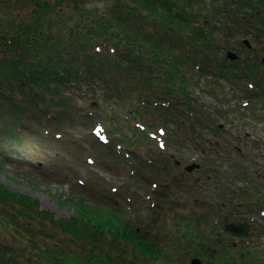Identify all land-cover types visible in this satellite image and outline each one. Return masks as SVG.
I'll return each instance as SVG.
<instances>
[{
	"label": "trees",
	"instance_id": "16d2710c",
	"mask_svg": "<svg viewBox=\"0 0 264 264\" xmlns=\"http://www.w3.org/2000/svg\"><path fill=\"white\" fill-rule=\"evenodd\" d=\"M89 2L0 0V96L6 100L0 105L5 104V110L14 114L10 118L14 129L33 116L53 121L48 118L53 110L63 115L67 103L73 102L58 98L63 84L77 87L81 101L74 102L75 115L82 112L80 102L96 101L91 96L86 102V94L79 91L87 83L93 91L99 88L105 92V99L109 93L120 95L121 100L125 93L123 101L107 110L108 116L122 120L121 126L110 128L113 136L123 131L122 125L129 127L123 139L117 140L123 148L112 157L120 165L134 160L146 176L145 169L156 167L159 177L169 163L161 158L158 147L147 144L151 133L145 131L136 138L130 131L136 123L147 122L142 117L145 112L153 116L156 127L151 132L156 142L162 137L159 131L168 135L169 124L176 123L178 116L204 117L203 103L194 104L198 95L192 96L204 76H209L212 85L221 80L236 84L244 95L252 96L248 101L256 99L264 106V57L250 55L230 61L223 55L235 52L231 38L244 30L264 45V0H99L106 4L102 11L86 10L84 5ZM25 84L35 87H29L33 94ZM251 103L246 107L257 113ZM116 106L126 111L122 119ZM3 118L6 116L0 113V121ZM53 128L58 129L57 123ZM187 129L192 132L190 137L195 136L196 132ZM144 142L143 147H149L146 150L138 147ZM157 180L151 182L158 187L146 209L134 194L126 197L107 187L111 200L88 193L78 197L72 217L53 221L63 240L37 246L34 259H16L9 244L0 238V264H140L138 257L171 262L190 252L202 257L203 264H264L261 236L253 232L246 218L232 216L239 205L232 207L230 214L219 210L225 216L223 221L199 218L186 222L184 216L177 217V211L188 203L167 196V190L161 193L160 178ZM85 189L90 190L89 181ZM125 189L130 191L133 186L126 184ZM90 193L95 194L93 190ZM123 202L133 204L127 208ZM2 203L21 205L24 210H18L19 214L37 210L35 200L0 183ZM9 216L17 218L14 212ZM169 220L174 228L169 229ZM207 223L203 235L199 229ZM160 236L164 239L159 240ZM77 241L79 247H74Z\"/></svg>",
	"mask_w": 264,
	"mask_h": 264
},
{
	"label": "rangeland",
	"instance_id": "374dc122",
	"mask_svg": "<svg viewBox=\"0 0 264 264\" xmlns=\"http://www.w3.org/2000/svg\"><path fill=\"white\" fill-rule=\"evenodd\" d=\"M244 31L231 38L233 50L243 57H263V43L260 44L261 41L254 40L256 38L252 34ZM243 39L250 41L251 48L241 44ZM203 79L209 82L203 80L195 85L192 96L198 95L194 104L202 102L206 115L203 117V114H200L196 119L182 115L175 118L176 123L169 124V134H165L162 140L156 143L160 149L164 144L160 155L169 163L168 168L162 167L159 177L156 167L145 169L148 176L142 171H137L132 176L129 167L120 165L121 162H116L112 153L108 152L111 144L104 147L94 141L92 129L98 122L109 127H114L115 124L121 126L122 120L111 118L107 110L123 101L125 93L121 100L117 97L120 95L109 93V98L105 99V92L99 88L93 91L88 83L85 84L79 91L86 94V100H90L92 96V99L96 100L95 105L102 108L97 110L96 117L88 109L82 111L80 116L73 113L74 102L80 100L77 87L71 84L60 85L58 98L67 97L73 102L67 103L64 107L65 113L57 120V128L64 132L58 140L42 138L39 131H31L28 127H22L19 133L16 132L11 125L13 120L10 119L14 118V114L5 110V104L0 105V113L6 116V119L0 121V183L7 189L27 195L37 202V210L28 211L26 215L18 213V210H24L19 204H0V238L9 244L15 258L21 261L23 257L26 260L27 257L34 259V249L37 246L63 240L60 229L53 221L72 217L78 197L88 193L90 196L103 195L105 200H111L112 195L107 191L110 184L124 185V182L131 181L135 187L125 196L132 197L133 192L141 207L145 209L142 205L156 187L151 182L157 178H160L158 189L161 193L167 190V196L179 197L180 201L188 203L181 206L177 204L180 208L177 211L178 218L184 216L186 222L207 218L209 222L217 216L223 221L225 216L222 211L227 210L230 214V209H236V205H239L236 214L233 212L232 216L246 218L251 223L253 232L264 236V233H260L264 229V106L259 100L255 99L252 103L249 101L251 106L255 104L257 108V113H253L244 106L247 98L252 96L244 95L236 84L221 80L212 85L209 76H204ZM25 86L33 94L29 87H35L26 84ZM208 91H212L217 97H213ZM1 102L6 100L0 96ZM238 107L242 110L230 111ZM123 109L116 106L117 112H122ZM148 114L145 112V116H142L147 118V122L142 124H145L147 130L155 129L153 116ZM182 120L185 122L181 124ZM220 124L223 127H220ZM50 126L54 127L51 123ZM122 126L121 133L124 134L129 127ZM187 127L196 132L195 136L192 134L190 137L192 132L188 131ZM130 131L134 130L130 128ZM55 132L57 130L53 131ZM119 139L123 137L115 136L113 141ZM192 162H199L202 167L188 172L185 166ZM131 163L132 161L127 162ZM87 180L90 190L95 194L83 188ZM125 186L120 191L123 195ZM196 197L199 199L194 203ZM122 204L126 206V202ZM137 207L141 209L140 206ZM212 207H218V211L213 213ZM39 211L48 217H44ZM12 212L17 218L10 219ZM168 224L169 229L174 228L170 220ZM207 225L208 223L203 224L199 229L203 235ZM163 239L160 236L159 240ZM259 242H264V237H261ZM73 246L79 247L78 241ZM132 248L129 249L131 257L134 253ZM192 257L194 255L190 252L187 255L185 253L182 258L176 257L171 262L144 258L140 260L139 257L137 260L140 264H191Z\"/></svg>",
	"mask_w": 264,
	"mask_h": 264
},
{
	"label": "clouds",
	"instance_id": "9594fccd",
	"mask_svg": "<svg viewBox=\"0 0 264 264\" xmlns=\"http://www.w3.org/2000/svg\"><path fill=\"white\" fill-rule=\"evenodd\" d=\"M105 7H106V4L99 2V0H90L89 3H86L84 5V8L89 11L94 10V9L102 11Z\"/></svg>",
	"mask_w": 264,
	"mask_h": 264
},
{
	"label": "water",
	"instance_id": "95a60500",
	"mask_svg": "<svg viewBox=\"0 0 264 264\" xmlns=\"http://www.w3.org/2000/svg\"><path fill=\"white\" fill-rule=\"evenodd\" d=\"M244 43L249 44L248 40H245ZM228 56L231 58H237L238 56L234 52H228ZM264 61V60H263ZM200 167L199 164H191L187 166V170L192 171L194 168ZM192 264H201V260L199 258H195L192 260Z\"/></svg>",
	"mask_w": 264,
	"mask_h": 264
}]
</instances>
